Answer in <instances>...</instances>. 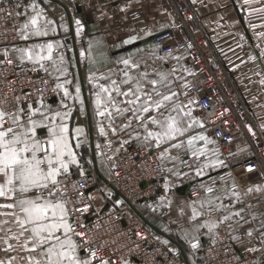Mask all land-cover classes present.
<instances>
[{"label":"snow or ice","instance_id":"obj_1","mask_svg":"<svg viewBox=\"0 0 264 264\" xmlns=\"http://www.w3.org/2000/svg\"><path fill=\"white\" fill-rule=\"evenodd\" d=\"M48 2L50 0H45ZM251 2L253 0H244L245 4ZM15 6L22 7L18 0ZM28 11L32 15L17 32L21 41L57 32V25L36 0L24 7V12ZM256 11H264V8ZM4 12L5 9L0 8V13ZM6 14L11 15V11ZM19 15L17 12L16 16ZM74 23L76 35L80 36L83 31L81 20L76 19ZM59 27L67 31L63 23ZM165 27L167 25H161V28ZM145 35H151V32ZM260 35L264 36V33ZM138 39V35L130 36L123 44H134ZM64 47L62 41L56 40L0 49L4 58L0 65L6 63L21 70L30 65L32 72L45 74L46 78L41 77L45 86L55 81L52 91L58 96L63 93L60 108L56 109L45 100L46 87L37 88L38 98L26 107L24 101L32 96L26 91L22 96L14 95L10 107L0 106V253L4 254L0 256V264H110L109 260L98 257L97 250L90 246L88 233L80 230L85 227L84 223L74 215L76 212L82 215L90 205L69 196L70 168H80L81 176L84 175L77 150L85 143L81 139L85 130L77 127L70 135L66 121L72 109L67 101L81 105L85 102L81 100L79 83L75 86L74 96L68 90L67 85L72 81L67 78L70 62L60 51ZM144 51L137 49L117 59V68L89 75L94 114L102 118L97 120L99 135L107 139L109 147L113 143L109 138L110 130L121 148L134 144L139 150L153 153L154 170L163 175L165 193L158 197L156 206H148L153 212L157 208L171 210L176 202L168 193L174 187L182 186L184 180L192 182L191 195L176 205L177 218L170 217L163 230L172 232L171 225H176L179 238L187 243L193 256L201 248L202 230H206L203 235L214 246L221 239L220 229L224 228L228 239L241 247L245 255L243 261L235 254L233 259L239 264H264V211H259L260 204L264 203V183H249L242 187L231 171L212 175L227 168L228 163L222 158L218 142L206 134L202 119L194 115L198 101L189 95L191 85L185 76L194 73L181 63L185 59L182 54L175 55L170 51L159 55V45H156L148 52L152 57L149 64L142 57L138 58V53ZM80 55L85 54L81 52ZM261 57L264 58V49ZM248 59L255 60V57L250 55ZM168 61L175 63L165 66ZM255 74L261 75L260 72ZM101 79L108 83L99 85L97 81ZM4 83L15 94V82L5 77ZM259 83L264 86V78ZM4 104H7L6 97ZM81 111L84 112V108ZM261 127L264 128V124ZM40 129L45 133L41 134ZM248 130L252 132L251 127ZM229 155L234 154L230 152ZM247 170L253 171L251 166ZM71 187L73 193L79 191L75 184ZM80 195L85 194L81 192ZM254 196L262 199L253 204L249 197ZM79 204L83 207H76ZM161 243L167 245L169 241L165 239ZM169 251L178 254L174 248ZM111 264L129 262L122 260Z\"/></svg>","mask_w":264,"mask_h":264},{"label":"built area","instance_id":"obj_2","mask_svg":"<svg viewBox=\"0 0 264 264\" xmlns=\"http://www.w3.org/2000/svg\"><path fill=\"white\" fill-rule=\"evenodd\" d=\"M163 11L173 13L177 21L171 27L154 36V42L159 45L162 54L177 51L185 54L186 63L191 67L195 80L191 81L190 93L198 101V110L194 113L203 119L207 135L218 142L222 158L226 159L228 167L234 174L237 183L247 186L249 183L264 182V141L247 112L246 106L238 91L236 82L231 72L226 68L214 45L208 36L201 32L199 22L188 0H155ZM17 1L0 0V8L5 9L0 13V49L8 46L17 38L21 26L20 8H16ZM11 15H7V11ZM130 18L139 27L145 26L141 14L134 10ZM192 47L189 48L188 45ZM0 55V60H3ZM31 66H24V70L9 64L0 65V106L10 107L14 101L13 96H22L23 92H30L32 96L25 102H33L38 98L36 89H44L45 100H49L55 93L52 91L54 83L45 86L41 77L43 72H32ZM14 81L17 89L15 94L8 90L4 79ZM46 78V77H45ZM7 98V104L4 99ZM249 127L252 132H249ZM245 141L248 154L238 156L232 162L229 153L233 152L236 143ZM153 153L126 146L112 157L108 183L113 185L144 216L146 211H152L149 205L156 206L163 175L154 169L156 161ZM251 166L253 171L247 168ZM187 169V168H184ZM69 196L73 200H83L90 205L88 193L93 188H99L103 195L104 205L96 213L91 212V205L82 215L76 212L75 217L84 223L80 229L88 233L91 240L90 246L97 250L101 259L111 262L122 260L133 261L137 264H184V261L169 251L170 244L161 243V239L145 224L142 218L126 203H117L108 184L99 180L92 171L84 175H70L67 178ZM75 184L79 191L73 193L72 185ZM84 193L81 196L80 193ZM192 192V184L188 189ZM262 198H259L260 201ZM257 201V202H258ZM72 207V204H69ZM83 207V204L76 205ZM264 211V203L260 204ZM165 212L164 210L162 211ZM152 213L156 214V211ZM137 233H141L140 236ZM215 245L212 241L203 244L201 256L196 264H239L245 259L243 250L237 248L227 237L220 235ZM239 261L233 259V255ZM250 259V257H249Z\"/></svg>","mask_w":264,"mask_h":264},{"label":"crops","instance_id":"obj_3","mask_svg":"<svg viewBox=\"0 0 264 264\" xmlns=\"http://www.w3.org/2000/svg\"><path fill=\"white\" fill-rule=\"evenodd\" d=\"M60 1L66 5L71 15L76 51L88 98L96 164L100 174L107 179L110 176V166L113 155L120 152L126 146L121 148L117 138L111 135L110 130L109 138L113 141L111 147L108 146L107 139L99 135L97 120L102 118L96 117L94 114V97L91 95L92 85L89 83L88 77L91 73H105L108 69L117 68L118 65L115 63L117 59L126 57L137 49L145 50L144 52L138 53V58L142 57L143 60L151 64L152 57L148 55V52L156 46L154 42L155 34L171 27L176 23L177 18L173 13L160 9L155 0ZM18 2L22 5V7H20V20L22 25L27 20L28 16L32 15L31 11L27 13L24 12V7L30 4L31 0H18ZM36 2L46 9V16L52 19L57 25V32L55 34H49L47 37L34 38L31 41H21L17 35L13 43L8 46H3L1 49L5 47L11 48L13 45L24 46L32 42L46 43L55 42L56 40L62 41L65 47L60 49V51L64 52L65 59L70 62V75L67 78L70 79L72 83L67 85V87L69 92L74 96L75 86L77 83L80 84V81L66 12L63 7L54 1L50 0V2L45 3V0H36ZM188 2L199 22L201 32L208 36L224 65L231 72L247 112L264 141V128L261 127V125L264 124V86L259 83V80L264 78V58L261 57V50L264 49V36L260 35V33H264V11H256V9L264 8V0H253V2L249 4H245L244 0H196V3H193V0H188ZM134 10L138 11L143 17L145 24L143 28L136 25L134 20L130 18L129 14ZM61 16L64 17L63 21L60 20ZM76 19L81 20L83 26V31L80 36L76 35V26L74 23ZM61 23L65 25L67 31L59 27ZM161 25H167V27L161 28ZM146 32H151V35H145ZM136 35H138L140 39L134 44H123L124 40L128 39L130 36ZM81 52L85 54L83 57L80 55ZM172 52L175 55L182 54L185 57L183 53L177 51ZM159 55L165 54H162L159 50ZM250 55L255 57V60H249L248 57ZM174 63L175 61H168L165 66ZM181 63L192 71L185 59L182 60ZM157 64H159V61H157ZM237 65H239V67H236ZM257 72H260L261 75H256L255 73ZM185 76L186 81L192 85L191 81L193 79L195 80V76L186 74ZM52 82L55 83V81ZM97 83L99 85H106L108 82L101 79L98 80ZM189 95L193 96L191 93H189ZM62 96V92L59 96L55 93V95L50 97L49 100H46V102L54 109L60 108V98ZM81 100H83L82 91ZM27 104L29 103L25 102L24 106L26 107ZM68 107L72 109V114L66 121L69 126L70 135L71 131L77 127L84 128L85 130V138L81 137V139H87V141L85 140V143L77 150L79 162L83 170L84 161L82 150L86 143L89 145L86 111H81V108L85 110V106L84 104L81 105L78 102L70 100ZM60 110L63 109L61 108ZM39 131L41 134L45 133L44 129H40ZM197 131H203V129H197ZM72 143L74 144L75 141L73 140ZM97 145H99V148H97ZM131 146L136 147L134 144ZM241 148L245 149V151L240 152L239 149ZM117 149H119V151H117ZM232 153L234 154L230 157L232 162L240 155H247L248 149L245 141H238ZM109 157H111V159H109ZM185 159H187V157H185ZM183 170L188 171V169ZM229 171H231V169L227 167L220 169L219 172H213L212 175L216 176ZM70 173L79 175L80 168L72 166L70 168ZM232 175L234 176L233 172ZM205 179H207V177H205ZM176 183L180 185L179 181H176ZM191 184V181L184 180L182 186L174 187L168 193V195L172 196L176 205L190 196L188 189ZM112 193L116 201H120V203L123 204L125 203L113 191ZM164 194L162 181L159 196ZM88 197H90L89 201L92 214L103 208V195L99 188L90 190ZM259 198L261 197H249L253 204H256ZM176 205H174L171 210L168 208H158L156 214L152 213V211H147V214L144 213V217L160 231L177 241L183 247L188 261L196 264V261L201 256L203 244L211 240L203 235V231L206 230H202L200 236L201 248L193 256L189 251L187 243L179 238L176 232V225H171L172 232L164 231V226L168 224L169 218H177L178 209ZM163 210L165 211L164 213L162 212ZM259 211L261 210L259 209ZM226 231V229L221 228L220 235H227ZM154 234L165 240L164 237L156 232H154ZM168 244H170V248L177 250L178 254L176 255L182 259L178 249L172 243L169 242ZM237 248L242 250L239 246H237ZM2 255L4 254L0 253V256ZM128 262L129 264H137L133 261Z\"/></svg>","mask_w":264,"mask_h":264},{"label":"water","instance_id":"obj_4","mask_svg":"<svg viewBox=\"0 0 264 264\" xmlns=\"http://www.w3.org/2000/svg\"><path fill=\"white\" fill-rule=\"evenodd\" d=\"M56 2L57 4H59L61 7H63V9L66 12L67 15V19H68V23H69V28H70V36L72 39V44H73V49H74V56H75V61H76V66H77V72H78V77H79V81H80V86H81V91H82V97H83V101L84 106H85V111H86V118H87V127H88V136H89V146H90V154H91V162H92V167L93 170L95 172V174L97 175V177L104 183L108 184L109 188L116 194L118 195L128 206H130L134 211H136V209L134 208V206L124 197L122 196L119 191L110 183H108L107 179L104 178L100 172L98 171L97 168V164H96V157H95V148H94V143H93V135H92V127H91V116H90V110H89V104H88V98H87V94H86V90H85V86H84V81H83V77H82V72H81V68H80V64H79V60H78V54L76 51V45H75V40H74V34H73V29H72V21H71V15L70 12L68 10V8L66 7V5H64L60 0H51ZM136 213L142 218V220L145 222V224L154 232H156L157 234H159L160 236L164 237L165 239H167L170 243H172L180 252V255L182 257L183 261H187V264H190L186 254L184 252L183 247L177 242L175 241L173 238H171L170 236H168L167 234L163 233L162 231H160L157 227H155L153 224H151L144 216H142L140 213H138L136 211Z\"/></svg>","mask_w":264,"mask_h":264},{"label":"rangeland","instance_id":"obj_5","mask_svg":"<svg viewBox=\"0 0 264 264\" xmlns=\"http://www.w3.org/2000/svg\"><path fill=\"white\" fill-rule=\"evenodd\" d=\"M55 95V94H54ZM52 97V96H51ZM50 99V98H49ZM70 102V100H68V103ZM67 103V104H68ZM84 138H85V136H84ZM86 141H87V139H85ZM82 155H83V164H84V166H83V173L84 172H86V171H90V170H92L93 172H94V170H93V167L91 166L92 165V163H91V159H90V150H89V145L86 143V145H84V147H83V150H82ZM95 173V172H94ZM100 180V179H99ZM157 210H158V208H157ZM146 214H147V211L145 212ZM190 262V264H193L191 261H189Z\"/></svg>","mask_w":264,"mask_h":264}]
</instances>
